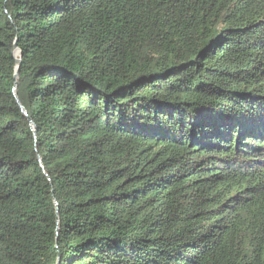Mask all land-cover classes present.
Here are the masks:
<instances>
[{
    "label": "trees",
    "instance_id": "1",
    "mask_svg": "<svg viewBox=\"0 0 264 264\" xmlns=\"http://www.w3.org/2000/svg\"><path fill=\"white\" fill-rule=\"evenodd\" d=\"M0 264H264V0H0Z\"/></svg>",
    "mask_w": 264,
    "mask_h": 264
},
{
    "label": "water",
    "instance_id": "2",
    "mask_svg": "<svg viewBox=\"0 0 264 264\" xmlns=\"http://www.w3.org/2000/svg\"><path fill=\"white\" fill-rule=\"evenodd\" d=\"M15 49H17V43H15ZM15 61H16L17 67H19V65L21 63V58L20 57L18 58V57L15 56ZM17 76H18V71L16 72L15 77L17 78ZM22 110L24 111V114L27 115V112H26V110L23 107H22Z\"/></svg>",
    "mask_w": 264,
    "mask_h": 264
},
{
    "label": "bare ground",
    "instance_id": "3",
    "mask_svg": "<svg viewBox=\"0 0 264 264\" xmlns=\"http://www.w3.org/2000/svg\"><path fill=\"white\" fill-rule=\"evenodd\" d=\"M20 53V51L17 49L15 52V55H18Z\"/></svg>",
    "mask_w": 264,
    "mask_h": 264
}]
</instances>
